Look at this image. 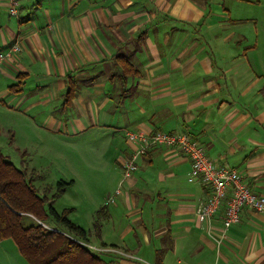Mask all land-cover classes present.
Returning <instances> with one entry per match:
<instances>
[{"label": "crops", "instance_id": "crops-1", "mask_svg": "<svg viewBox=\"0 0 264 264\" xmlns=\"http://www.w3.org/2000/svg\"><path fill=\"white\" fill-rule=\"evenodd\" d=\"M12 1L0 0V52L16 44L21 52L1 68V100L18 114L44 115L56 136L81 128L120 142L118 186L96 210L110 213L101 247L146 264H264V214L243 209L225 237L223 208L211 229L199 222L211 190L188 181L191 162L178 150L153 149L131 178L123 172L128 131L187 133L264 196V76L237 36L241 21L257 18L234 20L238 8L227 6L263 0H15L17 16Z\"/></svg>", "mask_w": 264, "mask_h": 264}, {"label": "rangeland", "instance_id": "rangeland-1", "mask_svg": "<svg viewBox=\"0 0 264 264\" xmlns=\"http://www.w3.org/2000/svg\"><path fill=\"white\" fill-rule=\"evenodd\" d=\"M230 5L238 8L233 12L234 15L232 14L234 20L244 18L238 17L241 13L254 14L257 18L252 25L241 21L244 22L243 26H239L242 32L237 36L245 38L243 40H246L245 45L248 47L247 57L255 64L254 69L264 76V0L262 6H256L258 8L255 9H244L241 7L242 3L234 1L227 3L228 7ZM253 46L255 49H250ZM78 116L72 114L71 118L75 120ZM43 119L44 115L35 117V114H18L10 103L8 105V100L2 101L0 98L1 150L18 169L28 172L37 170L42 176V181L36 183L41 193L46 186H52L54 191H57L59 182L73 181L72 185L66 187L65 194L56 200L54 208L58 213L66 209L74 210L69 219L89 233V224L91 220L95 221L96 210L105 204L107 198L115 194L118 186L115 179L118 175L115 158L121 148L118 147L120 142L112 141V136L106 131L93 130L84 133L81 128L75 130L76 133L70 131L72 134L69 138L63 131L59 134L60 137L67 138L61 140L59 135L56 136L44 127ZM49 196L52 197V194ZM88 242L94 247H101L95 236L88 235ZM114 243L109 239L108 244ZM130 255L136 259L130 260L132 264H146L138 261L134 253ZM121 259L115 256L113 258L109 254L105 257L108 264H122ZM0 264L29 262L20 254L14 240L8 239L0 242Z\"/></svg>", "mask_w": 264, "mask_h": 264}, {"label": "trees", "instance_id": "trees-1", "mask_svg": "<svg viewBox=\"0 0 264 264\" xmlns=\"http://www.w3.org/2000/svg\"><path fill=\"white\" fill-rule=\"evenodd\" d=\"M11 89L19 90L18 86ZM40 180L42 176L36 170L18 169L0 147V242L14 240L29 264H108L107 254L93 252L82 245L89 243V233L69 219L73 210L58 213L54 208L56 200L73 181L59 182L57 191L46 186L41 193L36 186ZM95 218L94 234L101 240L102 222L110 219L108 207L99 209ZM106 246L103 244L102 248H118Z\"/></svg>", "mask_w": 264, "mask_h": 264}, {"label": "built area", "instance_id": "built-area-1", "mask_svg": "<svg viewBox=\"0 0 264 264\" xmlns=\"http://www.w3.org/2000/svg\"><path fill=\"white\" fill-rule=\"evenodd\" d=\"M11 4L10 14L17 16L18 3L13 0ZM20 52L21 47L18 44L14 45L8 53L0 52V71L5 61L12 58L15 53ZM126 141L132 149V155L123 163L125 179L131 178L134 174L137 160L146 157L153 149H174L185 155L191 162V172L188 181L208 187L211 190L209 200L198 208L197 218L199 222L205 223L211 229L214 218L223 208V237L240 222L243 209L250 208L264 214V196L252 192L237 169L218 167L208 157L205 147L189 134L162 131L149 133L128 131L126 133ZM119 193L120 190L117 191V194ZM219 243H221V240ZM82 245L96 253L116 255L127 259L133 258L115 248H98L87 243H82Z\"/></svg>", "mask_w": 264, "mask_h": 264}]
</instances>
